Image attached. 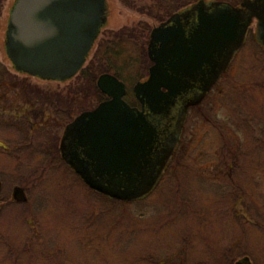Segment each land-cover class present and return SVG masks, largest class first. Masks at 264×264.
Returning a JSON list of instances; mask_svg holds the SVG:
<instances>
[{"label": "rangeland", "instance_id": "374dc122", "mask_svg": "<svg viewBox=\"0 0 264 264\" xmlns=\"http://www.w3.org/2000/svg\"><path fill=\"white\" fill-rule=\"evenodd\" d=\"M15 1L0 6V200L7 199L0 204V264H234L246 254L264 264V48L255 24L229 71L189 111L162 182L145 199L124 202L92 191L50 156L67 120L31 131V123L14 118L28 103L75 115L99 101L80 74L44 80L14 68L4 42ZM107 2L109 24L99 41L122 27L138 34L124 35L125 51L113 57L121 67L133 55L131 66L111 63L132 87L147 75V31L168 12L152 0L139 1L147 13ZM97 44L85 67L101 62ZM15 186L24 187L25 201H14Z\"/></svg>", "mask_w": 264, "mask_h": 264}, {"label": "water", "instance_id": "95a60500", "mask_svg": "<svg viewBox=\"0 0 264 264\" xmlns=\"http://www.w3.org/2000/svg\"><path fill=\"white\" fill-rule=\"evenodd\" d=\"M106 10V0H16L6 30L7 55L19 72L71 78L85 64ZM194 16L186 36L182 20L188 24ZM254 23L264 46V0H243L239 7L200 0L155 27L148 47L155 63L149 78L134 87L142 109L124 99V82L102 74L97 84L110 98L67 126L65 161L89 187L111 198L136 201L150 194L176 150L189 107L200 104L229 69ZM152 114L169 125L151 120ZM14 198L25 201L24 188L16 186ZM238 264L252 262L245 256Z\"/></svg>", "mask_w": 264, "mask_h": 264}, {"label": "flooded vegetation", "instance_id": "af4514ba", "mask_svg": "<svg viewBox=\"0 0 264 264\" xmlns=\"http://www.w3.org/2000/svg\"><path fill=\"white\" fill-rule=\"evenodd\" d=\"M107 1V0H106ZM198 1V0H196ZM194 1L193 3L191 4H188L184 7H179L177 9H172L171 12L167 11L168 12V15L166 17H161L160 19V22L158 25L162 24L163 22H166L168 19H170V17H172L174 14L176 13H184L185 11L187 10H190V8L196 4L197 2ZM200 1V0H199ZM208 4V6L213 2V1H223V2H228L236 7H239L240 6V2L238 4H234L230 1H226V0H205ZM196 2V3H195ZM14 5V4H13ZM109 5H108V2H107V10H106V21L104 23V27L107 26V24H109V21L107 20V17H109V14H110V11H109ZM162 9H164V7H162ZM11 11V10H10ZM191 20L193 22H191ZM194 20H195V16L194 17H190V19L188 20V24L186 23V21L183 19L182 20V26H183V31L185 33V35L187 36L191 30V27L194 25ZM9 21V20H8ZM157 25V26H158ZM103 27V28H104ZM103 28H102V31H103ZM154 28V27H153ZM133 27L130 29V32L129 33H126V30H127V27H122L121 29H119L120 32L117 31V33H113L114 36L113 37H105L104 39H102L101 41H99V38H100V35L102 34V31L100 33V35L97 37L95 43H94V46L93 48L95 47V45L97 44V57H112L110 60L107 59L105 60L106 62V65L107 67L111 68V66H116L115 63L113 62L114 59L113 57H120L121 54L124 53V45L125 43H127L126 39L124 38V35H129L130 39L133 40V38H137V37H132L130 36V33L133 31ZM186 31V32H185ZM130 42V41H129ZM131 43V42H130ZM92 48V49H93ZM91 54V53H90ZM90 56V55H89ZM88 56V57H89ZM133 56V55H132ZM132 56L129 54L125 57H129V59H127V61L131 62L130 59H132ZM134 57V56H133ZM147 61H148V66H147V75L140 78V79H137L136 82L134 83V85L132 87H129L126 80L124 78H122V75H120L119 72H115L114 70V67L112 66V68L108 71H106V73H112L114 75H116L120 80H122L125 85H126V94L124 96L125 100L133 107H136V108H139L140 110L142 109V103L137 99L135 93H134V86L138 83V82H144L146 81L149 76H150V69L151 67L154 65V62L150 59V56L148 54V50H147ZM133 62V61H132ZM131 62V63H132ZM112 63V65H111ZM131 64L130 63H124L122 64L121 67H117L119 68V70L121 69H125V68H128L130 67ZM121 68V69H120ZM172 72V71H171ZM101 73H105V72H101ZM100 73V74H101ZM215 87V86H214ZM163 91H166L167 89L166 88H163L162 89ZM196 90V89H195ZM213 90V89H212ZM211 90V91H212ZM99 98V101L97 102V104L91 108H86V109H83L81 112L79 113H76L75 115H73V111L72 109H69V108H61V107H54V108H51V105H48L49 106V113L46 111L47 108H46V105H41L40 104V107L37 105V104H32V103H28L27 106H25V109L23 112H19V113H15L14 114V118H16V120L18 119H22L25 120L27 123H31L30 126L32 128L31 131H34L36 129H41L42 127H45L48 126L50 123H54L55 125L57 123H61L60 121H63V120H67V122L65 123L64 127H63V132H62V135H61V138H60V142H59V145L58 146H55V148H51V155L50 156H53V157H58L61 159L62 162H64V158H63V152H62V141H63V137H64V134H65V131H66V128L67 126L76 119V117L78 115H80L81 113H83L84 111H88V110H93L95 109L96 107L99 106L100 103H102L103 101H106L108 100V98H110L108 95L106 94H103L102 97L100 98V96H98ZM46 102V101H44ZM53 101H50V104H52ZM47 104V103H46ZM44 106V108L42 107ZM196 107V106H194ZM194 107H191L190 109L194 108ZM157 119H162L161 116H158V115H155V114H152V118L151 120H154L156 121ZM160 125L162 126H165V125H169V122L168 120H161L160 121ZM19 126V125H18ZM22 128V131H23V127ZM25 135V134H24ZM25 138H27L25 136ZM26 141L29 142V138L26 139ZM30 143V142H29ZM50 146H53V145H50ZM179 147V146H178ZM177 153V150H175V153L174 155L172 156L171 160H170V163L168 164V166L166 167L164 173H163V176L164 174L169 170L170 166H171V163H172V160L173 158L175 157ZM71 168V167H70ZM72 169V168H71ZM73 170V169H72ZM74 171V170H73ZM162 176V178H163ZM161 178V179H162ZM2 185V183L0 182V186ZM16 187V186H15ZM15 187L13 188V191H15ZM0 191H1V187H0ZM7 203V201L5 202L4 199L0 200V204H5ZM9 203V202H8ZM229 251L225 254V255H228ZM250 256V255H249ZM251 257V256H250ZM230 258H232V256H230ZM252 264L253 263V260L252 258H250ZM238 261L239 259H236L234 264H238Z\"/></svg>", "mask_w": 264, "mask_h": 264}, {"label": "trees", "instance_id": "16d2710c", "mask_svg": "<svg viewBox=\"0 0 264 264\" xmlns=\"http://www.w3.org/2000/svg\"><path fill=\"white\" fill-rule=\"evenodd\" d=\"M121 1L125 5L130 6L133 9L147 13V10L145 9V7H143V6L140 7V5H139V1H142V0H121ZM152 1H158V3L161 5V7H164V10L171 12L172 9L174 10V9L179 8V7H184L188 4L193 3L196 0H152ZM2 2H3V0H0V6H1ZM160 19H161V17H160ZM149 31H150V29H149ZM149 31H147V33ZM141 34L145 35L146 30H143L141 32ZM130 36H132V37L138 36L136 29H133V31L130 33ZM100 58H101L100 59L101 62L99 63L98 66H96V64L93 62L90 65L84 67L80 72V75H81L80 77L84 78L85 80H88V83L91 86V88H93L97 92V95L100 96V98H101L103 94L98 90L97 85H96V80L98 77V73L106 72V71L111 69V68L106 66L105 60H107V59L110 60L112 57L111 58L110 57H100ZM98 69H99V72H98ZM4 72L5 71H3L0 68V82H1V79H2ZM2 199L7 200L6 198H2Z\"/></svg>", "mask_w": 264, "mask_h": 264}]
</instances>
